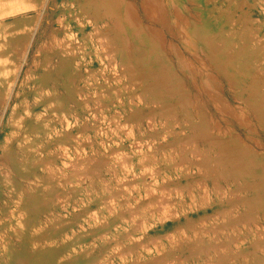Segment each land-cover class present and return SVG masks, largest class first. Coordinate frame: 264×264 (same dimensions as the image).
Here are the masks:
<instances>
[{"label": "rangeland", "instance_id": "1", "mask_svg": "<svg viewBox=\"0 0 264 264\" xmlns=\"http://www.w3.org/2000/svg\"><path fill=\"white\" fill-rule=\"evenodd\" d=\"M126 2L128 34L80 32L86 16L55 0L41 41L24 27L25 60L0 49L2 125L40 103L36 176L14 179L15 202L0 178V218L25 226L16 263L264 264V0Z\"/></svg>", "mask_w": 264, "mask_h": 264}, {"label": "bare ground", "instance_id": "2", "mask_svg": "<svg viewBox=\"0 0 264 264\" xmlns=\"http://www.w3.org/2000/svg\"><path fill=\"white\" fill-rule=\"evenodd\" d=\"M6 1L7 2L10 1V3L11 2L14 3L15 1H17V2L22 3V6H23L18 11L14 10V9L13 10L9 9L8 11L1 12V10H0V19L1 20H6L9 18H15L17 16V14L23 13V15H22L23 18L21 20H18V22L15 24L11 23L10 27H8V30L4 31L0 34V36H1L0 37V40H1L0 49H3L6 52H8V54H9V55H7V56H9L8 58L10 60H13V61H11L10 64L15 65V62H17V60H19V58L21 57L24 50H25V53H24V57L22 58V61L27 58L26 56H27V52H28V47L26 46V44H27V38H28V31L26 29H24V27L28 24V22L29 23L32 22L34 27L32 29V35L30 34V38H32V36H33V38L31 40H33V42L36 43L40 39V37L42 36V35L40 36V33H41V27H43L44 14L42 12H43L44 6L47 3L52 4L55 0H0V5ZM81 1H82V3H81ZM134 1H136V0H133V2ZM139 1L141 2L142 0H139ZM134 6L130 5V7H131V9H130L129 4L126 2V0H72V3H71V8L76 11V12H74V13H76L74 15L80 16V15L84 14L86 16L85 23L83 24V26H81L79 28L80 32H83L85 30V28L87 29V26H89L91 28V31H95L98 26L105 24V22L108 21V22H112L113 26L116 27V30L119 31V33L128 34L132 30V28H131V23H132L131 22V16H134V14H135ZM142 10H143V13L145 14V16H147V17L149 16L147 18V20L150 17H152L149 15V13H147V11H149V10H147L145 5H143ZM115 13H119V15L115 16ZM30 14H32V15L29 16ZM154 18L155 17H153L152 20ZM54 19L50 20L48 22L49 27L50 26L52 27L56 23V21ZM122 19L126 20V21H120ZM152 20H150V21H152ZM153 23H154V21H153ZM157 23H158V21H157ZM59 24H60V22H59ZM56 25H57V23H56ZM58 29H59V27H58ZM146 31H148V28L146 29ZM45 33H46V30H45ZM43 36H45V35H43ZM51 36H52V34H51ZM146 38L147 37H141L137 41V43H138L137 45L139 47H142L143 45H145L146 42L148 41V40H146ZM41 39H40V41H41ZM51 39H54V38H51ZM31 45H30V47H31ZM52 46H53V43H52ZM4 65H7V63ZM1 67H0V70H1ZM17 75H18V71H17ZM10 94L8 95L9 99L11 96ZM3 104H4V102L1 103V101H0V106H3ZM8 104H9V101H7L5 103V106L2 109V112L0 114V126H1L2 130L5 127H7L9 129L8 140L10 141V151L7 154V156H4L5 153H3L0 156L1 168L3 170H5L4 174L2 173L0 178H2V179L4 178V184L6 186L5 189L7 190V192L3 193V196H5V198L8 199V202H15V201H13L14 200L13 194H14V189H15L17 184H16V181L14 179L16 178L18 180V183H19L20 181L26 180L25 178L30 177V175L32 177L36 176V174H37L36 171H38V169H39L38 162H41V160H42L41 156H40V159H38L39 156L37 154L41 151L42 148L39 146L36 147L35 143H33V141H32L33 135L36 134L35 128L39 124L37 122L35 112H36V109H38V104H40V103L35 104L31 108H28L27 106L23 107V109H22L23 112L19 114L21 117L20 122L19 123L8 122L7 125L5 126V125H2L3 124L2 122H3V116H4V113L6 111V108H8L7 107ZM39 115H41V114H39ZM73 123H75V121ZM70 125H72V123ZM68 127H70V126H68ZM57 141H59L58 138L55 139V142H57ZM52 149H54V148L52 147ZM227 156H229V155H227ZM62 163H61V165H62ZM65 165H67L66 162H65ZM55 168H57V167H55ZM131 196H133V195H131ZM10 214L11 213L7 214L6 212H5V214H1L2 217L0 218V249L2 251H4V254L8 258L10 263L17 264L16 263V261H17L16 255H14L12 253L13 250H12L11 245L21 244V240L19 239L20 238L19 234L17 232H15V229L16 228L20 229L21 227L23 228L25 226H23L20 222H18L16 220V218L12 214L11 215ZM175 216H176V214H175ZM179 216L180 215H177L175 218H173L171 216L170 219L171 220H178ZM163 223H165V222H162V224ZM33 230H34V228H33ZM31 245H32V243H31ZM32 246H34V245H32Z\"/></svg>", "mask_w": 264, "mask_h": 264}]
</instances>
